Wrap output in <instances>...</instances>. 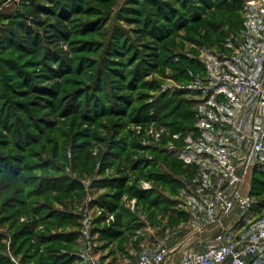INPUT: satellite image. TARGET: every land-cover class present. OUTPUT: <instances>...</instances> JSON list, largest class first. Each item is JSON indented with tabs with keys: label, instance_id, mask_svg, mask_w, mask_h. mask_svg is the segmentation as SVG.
I'll return each mask as SVG.
<instances>
[{
	"label": "rangeland",
	"instance_id": "1",
	"mask_svg": "<svg viewBox=\"0 0 264 264\" xmlns=\"http://www.w3.org/2000/svg\"><path fill=\"white\" fill-rule=\"evenodd\" d=\"M22 1L0 0V264H84L85 238L102 264L109 237L98 229L124 214L102 204L180 174L158 149L182 146L189 122L178 115L208 87L203 65L182 55L202 57L220 45L217 30L243 24L215 9L228 0H59L38 11Z\"/></svg>",
	"mask_w": 264,
	"mask_h": 264
},
{
	"label": "crops",
	"instance_id": "2",
	"mask_svg": "<svg viewBox=\"0 0 264 264\" xmlns=\"http://www.w3.org/2000/svg\"><path fill=\"white\" fill-rule=\"evenodd\" d=\"M239 4L237 11L243 26L234 32L230 25L223 26L217 33L222 36L220 45L206 47L201 51L202 57H197L205 69V75L197 79L208 82V87L193 89L195 120L191 128L175 136H183L182 146L171 143L159 149L162 157L180 164L182 171L173 172L168 181H159L164 187L156 188V192L121 196L123 201L112 211L124 214L109 231L115 233L107 235L109 251L101 255L102 264H134L140 254L154 253L161 247H166L171 257L178 260L183 251L203 252L216 246L218 235L225 242L244 241L251 232V222L262 214L234 208L212 223L201 200L215 190L227 188L226 179L213 159L195 152L202 144L226 146L242 171L243 194L251 191L255 168L264 165V152L252 148L253 143L264 144V102L246 91L235 93L230 86L211 81L219 71L250 70L261 79L260 68L250 65L246 50L264 40V2L240 0ZM235 56L241 59L239 64L232 61ZM200 93L204 95L198 97ZM231 98L235 104L229 102ZM98 231L103 233V229ZM77 244L82 247V243ZM257 258L262 260L264 251Z\"/></svg>",
	"mask_w": 264,
	"mask_h": 264
},
{
	"label": "built area",
	"instance_id": "3",
	"mask_svg": "<svg viewBox=\"0 0 264 264\" xmlns=\"http://www.w3.org/2000/svg\"><path fill=\"white\" fill-rule=\"evenodd\" d=\"M246 55L250 65L260 68L261 79L247 70L242 73H214L211 81L217 85L230 86L235 93L246 91L254 95L259 102H264V40L248 47ZM232 61L239 64L241 59L235 56ZM229 102L235 104V99L231 98ZM252 148L264 152L263 143H253ZM195 152L213 159L226 179L227 188L215 190L201 200L210 221H219L234 208L249 211L253 200L249 194L240 192L242 171L233 161L229 149L224 145L202 144ZM216 241V246L203 252L183 251L178 260L171 257L166 247H161L154 253L140 254L134 264H247L248 259L264 251V214L251 222V232L244 241L225 242L222 235H218ZM83 260L84 264H100L88 238H85Z\"/></svg>",
	"mask_w": 264,
	"mask_h": 264
},
{
	"label": "trees",
	"instance_id": "4",
	"mask_svg": "<svg viewBox=\"0 0 264 264\" xmlns=\"http://www.w3.org/2000/svg\"><path fill=\"white\" fill-rule=\"evenodd\" d=\"M239 1L240 0H231V2H221V3H217L215 6V9L216 10H225V13L227 12V16H229L228 18L232 19L234 18L231 13H234L236 12L240 7V4H239ZM47 3V5H45ZM56 3H59V0H23L22 3H20L22 6H28V7H34L35 10H40V8L42 7V9H44L43 7H46V8H50V5H53V4H56ZM201 4L204 6L205 5V1H201ZM194 7V6H193ZM172 9V13L175 14L177 9L175 7H171ZM193 9V8H192ZM178 12V11H177ZM221 12V15H222V12L223 11H220ZM179 13V12H178ZM183 14V13H182ZM220 15V16H221ZM180 16V15H177V17ZM238 21L237 23H242V19L240 18V15L238 14ZM20 16H18L17 18H19ZM22 18V16H21ZM179 18V17H178ZM215 18H218V16H216ZM213 18V19H210L208 21V26L213 28V29H219L217 28L218 26H221L222 25V22L220 23L219 21H216V19ZM227 18V19H228ZM180 19V18H179ZM185 20V17L183 18ZM18 25H23L22 27L21 26H18V29L20 30L19 27H21V29L24 31L25 35H30V33L28 32L30 27L28 25H26V22L25 21H22L20 23H18ZM230 27L232 28V24L230 23L229 21V24ZM226 24V26H228ZM223 26V25H222ZM221 26V27H222ZM18 30V31H19ZM218 32V30H217ZM37 37H40V36H37ZM47 37V36H46ZM182 56H185L186 59H188L190 65H193L192 67L194 66H200V65H203L202 62H200L198 59H196L194 56H187V55H182ZM204 69V67H203ZM203 69H200L199 71L203 72L204 70ZM181 73L184 72V70H181L180 71ZM194 77V79L196 80V77L197 78H200L201 76H194L192 75V78ZM184 101H180V103L182 104ZM179 107V105L177 106V108ZM178 119L180 121H183V122H189L188 123V126L187 127H183L180 129V132H184L186 129H189L192 127L193 125V122L195 120V117L193 115V111H188V112H181L179 113L178 115ZM175 125H177V123H174ZM158 153L159 155H161V151L158 149ZM167 162H170L172 165H171V171L175 170V172H180L182 171V168H181V165L178 164L177 162L173 161L171 158H167V156H164L162 157V165L166 164ZM171 178V175H168V174H164V173H158L157 174V180L163 182V181H168L169 179ZM115 181L117 180H120V179H114ZM121 182V180H120ZM112 184V183H111ZM121 186V183L118 184V187ZM151 192V191H150ZM133 194L135 195H138V194H145V193H149L148 191H141V190H137V191H134L132 192ZM131 193V194H132ZM264 194V165L263 166H260V167H256L255 170H254V176H253V179H252V184H251V191L249 192V195L251 196L253 202H252V205H251V208L249 211H251L252 213L254 214H260L261 211L264 209V198H262L261 196ZM255 198H262V199H255ZM103 207H105L107 210H113L115 205L114 203L110 204V203H105V204H102ZM111 229L105 231V229L103 230V232H105L106 235H109V234H112V233H115V232H112L110 233ZM112 230L114 231V229L112 228ZM57 239L59 238H63L64 236L63 235H55ZM54 238V239H56ZM74 255V254H73ZM75 256V255H74ZM258 255L257 256H254L252 257L251 261H247V264H253V262H257L258 261Z\"/></svg>",
	"mask_w": 264,
	"mask_h": 264
}]
</instances>
